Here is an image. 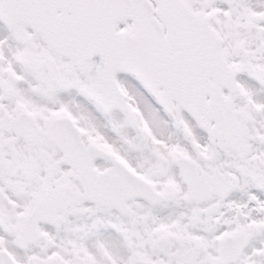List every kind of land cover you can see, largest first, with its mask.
<instances>
[{"label": "snow or ice", "instance_id": "obj_1", "mask_svg": "<svg viewBox=\"0 0 264 264\" xmlns=\"http://www.w3.org/2000/svg\"><path fill=\"white\" fill-rule=\"evenodd\" d=\"M0 264H264V0H0Z\"/></svg>", "mask_w": 264, "mask_h": 264}]
</instances>
